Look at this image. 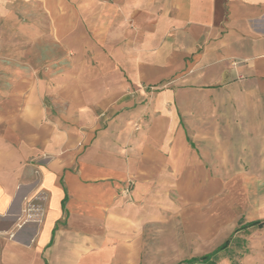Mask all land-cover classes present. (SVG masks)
<instances>
[{
	"label": "crops",
	"instance_id": "obj_1",
	"mask_svg": "<svg viewBox=\"0 0 264 264\" xmlns=\"http://www.w3.org/2000/svg\"><path fill=\"white\" fill-rule=\"evenodd\" d=\"M55 1L70 68L0 100V264H141L176 204L264 220V0Z\"/></svg>",
	"mask_w": 264,
	"mask_h": 264
},
{
	"label": "rangeland",
	"instance_id": "obj_2",
	"mask_svg": "<svg viewBox=\"0 0 264 264\" xmlns=\"http://www.w3.org/2000/svg\"><path fill=\"white\" fill-rule=\"evenodd\" d=\"M55 4V0H0V100L23 78L48 80L70 68L71 54L52 34ZM44 105L55 115L54 100L47 97ZM62 112L70 118L66 106ZM222 205L182 209L176 204L173 217L161 212L158 222L144 231L141 264H177L220 246L248 220L246 209L231 208L228 202ZM217 264H264V228L234 233Z\"/></svg>",
	"mask_w": 264,
	"mask_h": 264
},
{
	"label": "trees",
	"instance_id": "obj_3",
	"mask_svg": "<svg viewBox=\"0 0 264 264\" xmlns=\"http://www.w3.org/2000/svg\"><path fill=\"white\" fill-rule=\"evenodd\" d=\"M263 226H264V220H258L243 224L237 229H235L233 231V234L227 240H225L220 246L216 247L211 252L203 254L201 256L184 259L178 262L177 264H217L219 259L221 258V255L228 252L230 240L232 239L234 233H236L239 230H246L249 228L257 229ZM243 243L245 242L243 241Z\"/></svg>",
	"mask_w": 264,
	"mask_h": 264
},
{
	"label": "built area",
	"instance_id": "obj_4",
	"mask_svg": "<svg viewBox=\"0 0 264 264\" xmlns=\"http://www.w3.org/2000/svg\"><path fill=\"white\" fill-rule=\"evenodd\" d=\"M43 210L42 206V198H40L38 201H36L34 204H27L26 206V215L29 220H33L34 218H37Z\"/></svg>",
	"mask_w": 264,
	"mask_h": 264
}]
</instances>
